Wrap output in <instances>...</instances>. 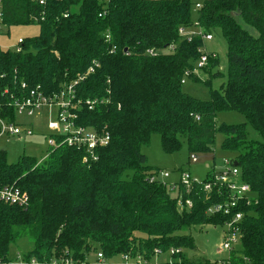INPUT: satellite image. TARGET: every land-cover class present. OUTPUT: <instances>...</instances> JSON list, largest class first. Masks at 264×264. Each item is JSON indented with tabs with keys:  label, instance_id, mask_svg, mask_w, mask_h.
I'll return each instance as SVG.
<instances>
[{
	"label": "trees",
	"instance_id": "obj_1",
	"mask_svg": "<svg viewBox=\"0 0 264 264\" xmlns=\"http://www.w3.org/2000/svg\"><path fill=\"white\" fill-rule=\"evenodd\" d=\"M3 6L7 28L39 25L41 34L25 39L22 53L0 50L1 118L15 123L14 104L31 90L53 96L73 85L77 122L108 133L111 141L92 162L62 137H55L40 166L27 156L9 164L0 150V185L29 197L27 208L0 203V264L67 257L92 264L96 251L110 262L128 255L142 257L141 264H218L186 259L183 251L196 246L181 233L222 226L226 218L209 217L211 203L204 199L179 211L167 187L151 182L161 170L148 165L142 149L159 135L167 155L180 152L185 141L189 155H209L221 113L246 119L219 131L223 150L238 153L242 180L258 194L242 207L241 247L225 261L264 264V0H213L197 13L204 33L220 34L227 43L228 72L212 76L224 82L208 100L188 94L182 84L184 78L200 80L195 71L204 51L201 38L188 42L179 35L195 25L192 0H4ZM219 65L210 54L205 70L211 74ZM249 126L260 141L249 140ZM23 237L34 249L22 262L11 261L10 247ZM173 249L181 252L171 262L154 261L156 251Z\"/></svg>",
	"mask_w": 264,
	"mask_h": 264
},
{
	"label": "built area",
	"instance_id": "obj_2",
	"mask_svg": "<svg viewBox=\"0 0 264 264\" xmlns=\"http://www.w3.org/2000/svg\"><path fill=\"white\" fill-rule=\"evenodd\" d=\"M105 5L108 0H100ZM213 0H192V8L194 13H198L203 6ZM4 0H0V37L5 34L7 26L4 23ZM45 0H41L44 4ZM106 7V6H105ZM106 11L100 17L105 16ZM195 25L192 29L181 28L179 35L192 42L194 38H201L202 41L209 42L214 39L213 35L205 34L202 27L195 19ZM8 29V28H7ZM107 42H111V36L106 37ZM25 39H19L17 47L14 50L16 53L24 51ZM2 51H9L3 50ZM115 52V49L113 53ZM202 56L196 65L197 69H205L209 63V54L202 52ZM149 54L155 57L156 53L150 51ZM91 68L89 72H92ZM196 72V71H195ZM188 78H184L182 84L185 85ZM26 85H23V89ZM75 92L74 86H70L60 94L48 96L40 91L39 88L31 90L30 95L24 100H18L14 104L16 114L26 115L29 118L35 117L43 111H48L52 119L48 123V130L52 133L50 138V147L56 146L55 137H62L71 147H77L86 151V161L92 162L98 160V150L105 148L111 141L110 135L107 133L96 132L93 129L84 127L77 122V115L74 112ZM55 111V112H54ZM26 136L32 137L34 132L31 128H25L18 125L16 122H9L7 119L1 118V104H0V137L1 136ZM47 158V157H46ZM190 162L192 164L199 163L197 155H191ZM162 180H159L158 177ZM172 174L166 171H160L151 177V182H161L170 191L172 198L176 201L179 211H191L194 209L195 201L204 199L210 202L206 214L209 217H223L226 218L222 225L226 227L227 233L224 236L220 252H229L230 255L241 247L242 243V223L246 214L242 211V207H248L252 202H256L258 194L254 193L251 186L242 180V174L237 167L234 160L226 159L224 167L216 173L214 170L207 174L203 181H199L192 177L186 171H181L178 174L176 181L169 182ZM0 203L10 206H17L20 208H27L29 206V197L27 194L14 186L0 185ZM180 250H171L167 253L170 257L172 255H179ZM155 255L161 256L164 254L156 251ZM125 264L142 263V257L132 259L128 255H123ZM172 260L170 259L169 262ZM22 262V260L20 261ZM32 264H37L33 261ZM51 264H75L72 259L54 260ZM92 264H115L107 260L102 253H98L95 261ZM218 264H228L227 261Z\"/></svg>",
	"mask_w": 264,
	"mask_h": 264
},
{
	"label": "rangeland",
	"instance_id": "obj_3",
	"mask_svg": "<svg viewBox=\"0 0 264 264\" xmlns=\"http://www.w3.org/2000/svg\"><path fill=\"white\" fill-rule=\"evenodd\" d=\"M196 18L197 14L194 13L193 19ZM5 34L6 35L0 37V47L3 50H10L13 52L17 47L19 39L34 40L40 36L41 29L39 25H24L6 28ZM213 37L214 39L212 41L204 43V50L209 55L216 54L220 59V65L210 70L212 71L211 74L205 69H197L195 74L200 80L195 82L194 80L187 79L186 84L183 86L185 92L202 100H208L210 98V91L212 89H218L224 82L222 78L214 80L212 76H214L217 71L227 74L229 68L226 41L220 34H215ZM209 81L211 82L210 86L207 84ZM51 120L47 111L32 118L26 115L16 114V123L22 127L31 128L34 135L32 137L6 135L0 137V150L6 152L9 164L18 163L24 156L36 158L37 162L41 163L50 154V138L52 133L48 130V123ZM244 123H246V119L241 114H219L217 117L218 133L213 153L198 156L199 163L195 165L190 162L191 155L188 153L186 141L183 143V148L180 152L167 155L162 150L160 136L154 135L150 144L143 147L142 152L147 156L148 165L150 167L172 174L169 182L176 181L181 171H186L190 173L193 178L203 181L212 170L219 173L223 169L226 159L235 160L238 156V153L226 152L223 150L222 146L225 137L219 131L220 127ZM248 133L250 141L253 140L256 142L261 140V137L250 126L248 127ZM38 166H40V164ZM158 179L162 180L160 176ZM226 233L227 229L224 226L201 225L185 229L181 234L191 235L196 246L194 250L183 251L186 259L198 261L204 258L212 263H222L228 260L231 256L230 253L226 251L220 252ZM33 249L34 244L32 241L28 237H23L10 247L9 259L14 262L25 260L28 256L27 254L31 253ZM98 253L99 251H96L89 256L91 263L95 261ZM122 256L114 258L112 262L115 264H125ZM170 259L171 257L165 253L164 256L155 255L154 261L158 263L169 261Z\"/></svg>",
	"mask_w": 264,
	"mask_h": 264
},
{
	"label": "crops",
	"instance_id": "obj_4",
	"mask_svg": "<svg viewBox=\"0 0 264 264\" xmlns=\"http://www.w3.org/2000/svg\"><path fill=\"white\" fill-rule=\"evenodd\" d=\"M45 111H43V112H41L40 114H42V113H44ZM48 112V111H47ZM49 113V112H48ZM40 114H38V115H40ZM47 158H45L43 161H45ZM43 161L41 162V163H38V164H42L43 163Z\"/></svg>",
	"mask_w": 264,
	"mask_h": 264
},
{
	"label": "water",
	"instance_id": "obj_5",
	"mask_svg": "<svg viewBox=\"0 0 264 264\" xmlns=\"http://www.w3.org/2000/svg\"><path fill=\"white\" fill-rule=\"evenodd\" d=\"M236 165H237V163H236Z\"/></svg>",
	"mask_w": 264,
	"mask_h": 264
}]
</instances>
